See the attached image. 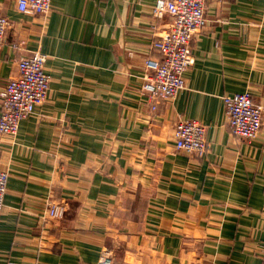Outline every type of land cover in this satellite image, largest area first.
Masks as SVG:
<instances>
[{
	"label": "crops",
	"instance_id": "obj_1",
	"mask_svg": "<svg viewBox=\"0 0 264 264\" xmlns=\"http://www.w3.org/2000/svg\"><path fill=\"white\" fill-rule=\"evenodd\" d=\"M155 2L51 0L24 15L0 0V87L35 51L50 75L44 103L0 134V264H96L103 250L112 264L262 262L264 0H206L184 87L148 102L143 65L170 23ZM243 92L263 108L252 142L230 132L223 100ZM190 119L207 127L202 157L174 147ZM48 203L64 206L61 220Z\"/></svg>",
	"mask_w": 264,
	"mask_h": 264
},
{
	"label": "built area",
	"instance_id": "obj_2",
	"mask_svg": "<svg viewBox=\"0 0 264 264\" xmlns=\"http://www.w3.org/2000/svg\"><path fill=\"white\" fill-rule=\"evenodd\" d=\"M16 9L24 15H45L51 9V0H14ZM205 0H156L154 17L167 16L172 22L171 31L153 43L158 58H149L145 64L154 70V77L141 86L148 100H166L182 87L181 74L194 61L191 40L206 26L204 18ZM8 18L0 16V48L4 43ZM24 42L13 44L19 48ZM45 56L33 52L17 60V75L0 87V132L14 134L18 121L30 114L34 107L43 102L47 89V76L43 73ZM191 64V65H190ZM230 132L252 142L262 127L263 108L254 103L248 92L223 97ZM165 102V101H164ZM152 107L151 110H155ZM175 147L187 153L204 156L209 149L205 132L207 127L198 120H182L175 125ZM190 155V154H189ZM7 173L0 171V207ZM1 210V209H0ZM104 251V250H103ZM101 252L96 264H112L111 258ZM264 264V249L262 250ZM4 264H14L6 262Z\"/></svg>",
	"mask_w": 264,
	"mask_h": 264
},
{
	"label": "bare ground",
	"instance_id": "obj_3",
	"mask_svg": "<svg viewBox=\"0 0 264 264\" xmlns=\"http://www.w3.org/2000/svg\"><path fill=\"white\" fill-rule=\"evenodd\" d=\"M205 3H206V0H205ZM205 3H204V11H205ZM154 7V6H153ZM152 10H153V8H152ZM157 18H160V17H157ZM171 28H172V22H171V20H170V23H169V26H168V28H166L167 29V31L165 32V33H163L162 34V36L161 37H164L165 35H167L170 31H171ZM196 36V34L194 35V37ZM193 37V38H194ZM193 38H192V40H193ZM159 40V39H158ZM192 40H191V52H192ZM157 41V40H156ZM155 42V41H154ZM153 42V43H154ZM153 43H152V48H153ZM4 46V43H3V45L1 46V48ZM153 50L156 52V53H158L154 48H153ZM37 52H39V51H37ZM41 53V52H40ZM42 54V53H41ZM159 54V53H158ZM44 55V54H43ZM192 55H193V53H192ZM45 56V55H44ZM46 58V57H45ZM193 58H194V56H193ZM147 59H149V58H147ZM146 59V60H147ZM146 60H145V62H146ZM45 62V61H44ZM145 62H144V64H145ZM193 63H194V61H192V65H193ZM190 64V65H191ZM191 65V66H192ZM190 66V67H191ZM143 68H144V70H145V75H144V79H143V83H144V81H145V83L146 82H148L149 81V79H152L153 77H154V70L153 69H151V68H149L148 66H146V65H143ZM42 71H43V73L47 76V78H48V81H47V89H46V92H45V98H44V100H43V102L42 103H40V104H38V105H36L35 107H34V109H33V111L30 113V114H28L27 116H25V117H23V118H21L19 121H18V125H17V130H16V132L14 133V134H11V133H2V132H0V134L1 135H10V136H13V135H15L16 133H17V131H18V127L20 126L19 125V122L21 121V120H23V119H26V118H28V117H31L34 113H35V111L38 109V107H40L43 103H44V101L46 100V98L48 97V93H49V83H50V75L44 70V64H43V69H42ZM186 72V71H185ZM184 72V73H185ZM184 73H183V75H184ZM181 79H182V87L180 88V89H178L177 91H176V93L172 96V97H170V98H168V99H166V101H168V100H173L174 98H175V96H176V94H177V92L179 91V90H181L183 87H184V76H182V74H181ZM143 83H142V85H143ZM141 85V86H142ZM140 91H141V93H142V95L147 99V101L148 102H153V101H150V100H148V98H147V95L143 92V90H142V88L140 87ZM234 95V94H233ZM231 96V95H230ZM158 100V99H157ZM0 106L2 107V110H3V106H2V103L0 102ZM226 109V108H225ZM0 114H1V112H0ZM227 116V115H226ZM1 117V116H0ZM191 120V119H190ZM179 121H182V120H179ZM179 121H177V122H179ZM199 121V120H198ZM176 122V123H177ZM200 122V121H199ZM202 123V122H201ZM176 125V124H175ZM174 130H175V126H174ZM205 135H206V132H205ZM257 135H258V133L256 134V136H255V138L257 137ZM173 136H174V140H175V131L173 132ZM254 138V139H255ZM205 139H206V136H205ZM174 147H175V143H174ZM176 148V147H175ZM177 150V149H176ZM180 152H183V153H187V152H185V151H183V150H179ZM187 154H193V153H187ZM195 154V153H194ZM0 171H2V172H4V173H7L6 171H4V170H0ZM7 175H8V173H7ZM7 183H8V179H6V182H5V185H4V193H2V196H1V207H0V218H1V216H2V214H3V208H4V196H5V193H6V188H7ZM64 213H65V208H64V206L62 205V204H58V203H48V206H47V208H46V215L49 217V218H51V219H56V220H61L63 217H64ZM109 257H110V253H109V251L108 250H105L104 251ZM98 261V260H97ZM97 263V262H96Z\"/></svg>",
	"mask_w": 264,
	"mask_h": 264
}]
</instances>
